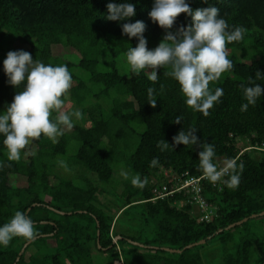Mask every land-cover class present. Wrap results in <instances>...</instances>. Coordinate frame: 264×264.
<instances>
[{
    "label": "trees",
    "instance_id": "obj_1",
    "mask_svg": "<svg viewBox=\"0 0 264 264\" xmlns=\"http://www.w3.org/2000/svg\"><path fill=\"white\" fill-rule=\"evenodd\" d=\"M112 2L125 0H0V114L24 87L10 85L3 69L15 43L27 45L33 60L67 65L72 86L63 110L82 112L81 119L72 117L71 131L63 130L55 143L43 135L33 140L19 161L7 159L0 134V226L22 211L38 232L32 241L15 237L6 248L0 245V264H113L117 259L122 264H205L213 253L202 255L198 249L214 237L221 244L218 264H263L264 231L259 229L264 215L259 214L264 211V94L247 111L240 108L246 103L241 85L251 86V78L264 87V79L255 77L257 71L264 75V0H186L193 10L215 6L230 29H246L243 40L227 45L234 67L210 84L213 90L223 88L224 94L207 117L186 106L178 83L164 75L165 68L158 70L155 84L146 70L137 75L129 67L127 76L120 73L118 58L126 59L128 48L138 43L122 33L123 23L139 20L146 25L148 49L166 32L149 17L153 0H127L135 5L136 15L120 22L106 19ZM190 23V16L180 14L170 31ZM149 87L156 89L155 108L147 102ZM176 117L181 123L173 122ZM189 128L197 130L201 143L215 146L218 168L225 158L243 163L238 188H228L223 183L227 177L212 183L203 176L198 146H173L172 138ZM161 139L173 150L162 152L157 147ZM154 157L158 165L151 167ZM121 161L129 179L118 184L112 164ZM136 174L148 179L143 189L131 184ZM17 176L25 177V186L10 181ZM187 179H199L200 195L210 206L209 220L195 207L191 186L152 199L154 188L172 190ZM100 183L123 185L114 195L115 206L112 198L100 202L106 194ZM252 214L262 220L253 231L248 226ZM243 218L248 219L239 226L240 238L230 246L227 227ZM201 239L205 242L184 248ZM38 240L48 241L50 249L40 247L26 260V250Z\"/></svg>",
    "mask_w": 264,
    "mask_h": 264
},
{
    "label": "clouds",
    "instance_id": "obj_2",
    "mask_svg": "<svg viewBox=\"0 0 264 264\" xmlns=\"http://www.w3.org/2000/svg\"><path fill=\"white\" fill-rule=\"evenodd\" d=\"M206 3V0H203ZM107 20L125 21L136 15L133 3H108ZM180 14L191 17L187 26L170 31ZM150 19L166 34L158 46L152 50L147 48V40L143 36L146 25L142 21L122 24V33L129 38L135 37L138 41L135 47H129L126 52V61L131 71L139 75L144 70H150L148 79L155 84L158 79V70L165 68V76L173 78L179 85L188 108L200 112L203 116L210 115V109L220 101L223 88H210L212 82L218 81L221 76L233 69L234 65L228 58L227 45L244 39L246 29L229 24L219 15L215 6H207L193 10L186 0H153L149 12ZM4 73L8 83L23 90L14 95L12 103L0 114V134L3 135V145L7 150L9 161H19L21 151L26 149L33 140L42 135L54 143L57 137L62 136L63 128L71 130L74 127L72 117L82 118L80 110H62L65 108V99L72 86V74L67 65L53 66L41 61L33 60L30 53L19 50L9 51L3 61ZM256 79H264L259 71ZM251 86L243 88L246 103L241 105L240 111L245 112L250 105L255 106L257 100L264 94V87L255 84L249 79ZM164 85H160L161 92ZM147 102L152 107L157 106L156 89H147ZM53 112L57 115L52 118ZM174 123H181V117H176ZM195 128L179 131L172 139L173 146H198L199 167L203 176L212 183L221 181L230 189L238 188L241 175L244 171L243 163L237 164L233 158H225L223 166L218 168L214 162L216 157L215 146L211 143H201L195 135ZM157 147L163 152L172 147L159 140ZM61 167L67 170V163L60 160ZM158 165V158H153L151 167ZM4 165L0 164V167ZM124 179H129V173L122 172ZM134 187L143 189L148 184L147 177L143 179L139 174L131 177ZM38 236L33 221L24 212L15 211L14 215L3 226H0V245L5 248L15 237L32 241Z\"/></svg>",
    "mask_w": 264,
    "mask_h": 264
},
{
    "label": "rangeland",
    "instance_id": "obj_3",
    "mask_svg": "<svg viewBox=\"0 0 264 264\" xmlns=\"http://www.w3.org/2000/svg\"><path fill=\"white\" fill-rule=\"evenodd\" d=\"M158 46V45H157ZM157 46H152V48H149V49H154L155 47H157ZM149 47H151V46H149ZM12 51H19V50H23V51H26L27 52V50H28V46L27 45H21V44H18V43H15L12 47ZM56 51H58V53L60 52V51H63L62 49H58V48H56L55 49ZM118 65H119V71H120V73L121 74H123V75H125V76H127L128 74H129V65H128V63H127V61H126V59H124V57L123 56H120L119 58H118ZM147 71V73L149 74V71L150 70H146ZM105 98V97H104ZM103 98V99H104ZM104 101H105V99H104ZM65 107H67V105H65ZM63 110V109H62ZM85 117H86V115H85ZM84 122H86L85 124H84V126H88L89 125V123H87V120L86 119H84ZM62 130H64V131H67V132H69V131H71V130H68V129H66V128H63L62 127ZM112 166H113V171H114V174H113V179H115L116 180V182L119 184V183H121V181H122V178H124L122 175H121V173L124 171V169H125V167H124V162L123 161H121L118 165L116 164V163H113L112 164ZM122 176V177H121ZM10 181L13 183V184H15V185H17V186H19V187H23V186H25L26 185V179H25V177H11V179H10ZM93 182H95V180H93ZM99 184V183H98ZM118 184H116V185H114V186H117ZM100 186H101V188L103 187L105 190H106V194H103V196H101L100 198H99V200H100V202L101 203H103V202H105L106 200H105V198L104 197H107V199H109V198H112V205L113 206H115L117 203V198H115V196L114 195H118L119 194V192L122 190V187H123V185L122 184H120V185H118L117 186V190L115 191L114 189H113V187L112 186H109L108 185V183H105V184H101L100 183ZM112 193H114V194H112ZM102 195V194H101ZM100 196V195H99ZM111 206V205H110ZM111 208H112V206H111ZM113 209H114V207L112 208V211H113ZM133 209V208H132ZM130 212H132V213H135V211L134 210H130ZM138 213V212H137ZM140 214V213H139ZM56 217H57V219L59 218L57 215H55ZM125 218H122V219H120L119 220V226H118V228L120 229L121 228V226L120 225H122L123 223H122V221L121 220H124ZM259 221H262L260 218H254V219H252V220H250L249 222H248V226H249V228H250V230H254V225H256L257 224V222H259ZM151 224V223H150ZM240 225H237V226H235V227H233V228H231V230L229 231L230 232V234H231V236H232V239H231V244H230V246L231 245H236V243H237V241L239 240V238H240V235H241V233H240V227H239ZM261 226V225H260ZM251 227L253 228V229H251ZM263 227V229H259L260 231H264V226H262ZM122 229H123V227H122ZM242 233H248V231H243ZM115 239V238H114ZM114 239H113V241H114ZM218 241V238L217 237H214L212 240H210L209 242H208V244L207 245H205L204 244V246L203 247H199V253H202V255H206V254H208V252H211V253H213V256H214V258H212V257H209V259L206 261V260H204L205 261V264H218V261H219V256H220V253H221V244L219 243V242H217ZM48 246V241H36V242H32L31 243V245L28 247V249L26 250V252H25V259L27 260L28 259V257H29V255L33 252V251H35L36 249H38V248H42V247H44L45 248V250H48V249H50V248H48L47 247ZM233 249V248H232ZM100 256V254L99 253H95V256L94 257H99ZM113 264H122L120 261H119V259H117V260H114V262H113ZM262 264V263H261Z\"/></svg>",
    "mask_w": 264,
    "mask_h": 264
},
{
    "label": "built area",
    "instance_id": "obj_4",
    "mask_svg": "<svg viewBox=\"0 0 264 264\" xmlns=\"http://www.w3.org/2000/svg\"><path fill=\"white\" fill-rule=\"evenodd\" d=\"M199 179H187L180 183L177 187L173 188L172 190H167L165 186L156 187L153 189L154 197L152 199L163 198L168 194H172L174 191H179L181 189H187V187L191 186V190L194 191V205L199 206L202 209V212L205 211L204 215L202 216L203 219L209 220L211 217L210 206L207 205L206 201L200 195V187H198L197 182Z\"/></svg>",
    "mask_w": 264,
    "mask_h": 264
},
{
    "label": "water",
    "instance_id": "obj_5",
    "mask_svg": "<svg viewBox=\"0 0 264 264\" xmlns=\"http://www.w3.org/2000/svg\"><path fill=\"white\" fill-rule=\"evenodd\" d=\"M263 215H264V211L261 212V213L259 214V216H263ZM256 216H257L256 214H252L250 217H251V218H255ZM247 219H248V218H243V219H241V220H239V221H237V222H235V223H232V224H230V225L227 227V229H228V228H233V227H235V226H237V225H240L241 223L245 222ZM220 231H221V230H218L216 233H219ZM97 235H98V232H97ZM116 239H118V237H115L114 242H115ZM97 242H98V239H97ZM204 242H205V239H201V240H199L198 242H194L193 244H189V245L185 246L184 248H189V247H191V246H193V245L202 244V243H204ZM23 248H24V246L22 247L21 250H23ZM164 250H165V251H168V252H178V251H179V250H176V249H168V248H164ZM20 253H21V252H20ZM263 264H264V262H263Z\"/></svg>",
    "mask_w": 264,
    "mask_h": 264
},
{
    "label": "bare ground",
    "instance_id": "obj_6",
    "mask_svg": "<svg viewBox=\"0 0 264 264\" xmlns=\"http://www.w3.org/2000/svg\"><path fill=\"white\" fill-rule=\"evenodd\" d=\"M222 163V162H221Z\"/></svg>",
    "mask_w": 264,
    "mask_h": 264
}]
</instances>
